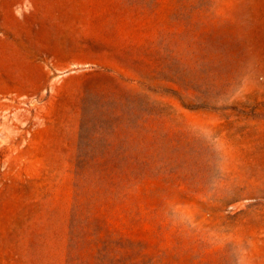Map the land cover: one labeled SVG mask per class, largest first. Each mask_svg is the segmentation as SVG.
Wrapping results in <instances>:
<instances>
[{
    "label": "rangeland",
    "instance_id": "obj_1",
    "mask_svg": "<svg viewBox=\"0 0 264 264\" xmlns=\"http://www.w3.org/2000/svg\"><path fill=\"white\" fill-rule=\"evenodd\" d=\"M0 264H264V0H0Z\"/></svg>",
    "mask_w": 264,
    "mask_h": 264
}]
</instances>
